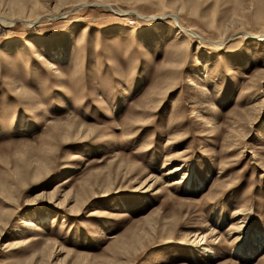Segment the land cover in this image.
Wrapping results in <instances>:
<instances>
[{"label": "rangeland", "instance_id": "374dc122", "mask_svg": "<svg viewBox=\"0 0 264 264\" xmlns=\"http://www.w3.org/2000/svg\"><path fill=\"white\" fill-rule=\"evenodd\" d=\"M0 14V264H264V0Z\"/></svg>", "mask_w": 264, "mask_h": 264}, {"label": "bare ground", "instance_id": "6f19581e", "mask_svg": "<svg viewBox=\"0 0 264 264\" xmlns=\"http://www.w3.org/2000/svg\"><path fill=\"white\" fill-rule=\"evenodd\" d=\"M98 3H100L99 1H97ZM97 2H96V4H97ZM92 4V3H91ZM260 7V6H259ZM128 11H131V12H133L134 10H127L126 12H124V13H127ZM136 14H138V15H140V16H142L138 11H134ZM123 13V12H122ZM45 14H52V13H45ZM64 14V13H63ZM63 14H60V15H63ZM54 15V14H53ZM56 15V14H55ZM59 14H57V16H58ZM170 16H172V18H173V20L175 21V23L179 26V31H177V34L178 33H188V34H192V32H193V30L192 29H190V28H188V27H186V26H184V25H182L181 23H180V21H179V17H178V15L176 14V13H174V12H172V13H170ZM36 18V17H35ZM22 19H24V18H22ZM38 21V19H36V20H26V23L27 24H29V25H31V24H33V23H35V22H37ZM0 23H2V24H5V25H12L13 23L15 24V18H10V17H7V16H5V15H2V14H0ZM263 27V26H262ZM264 30V29H263ZM264 33V31L263 32H261V33H259V34H255L254 36L255 37H260V35L261 34H263ZM193 34H195L194 32H193ZM192 34V35H193ZM181 46V45H180ZM178 47V46H177ZM37 54V53H36ZM50 66H52V67H55V64L52 62V63H50ZM191 82H193V81H191ZM194 83V82H193ZM177 97V96H176ZM177 101V100H176ZM174 103V102H173ZM196 115H195V118H201L200 117V114L199 113H197V112H194ZM250 151V150H249ZM183 168V166H178L176 169H182ZM263 170H264V164H263ZM181 181V179L180 180H174V181H172L171 182V185L172 184H175V183H177V182H180ZM239 214H241L242 216H241V222H244V218H246L245 216H244V212H239ZM22 225L23 226H30V227H32L33 225H35V220L34 219H31V217H26V218H23L22 219ZM205 233V232H204ZM111 237H114V235H111ZM198 248H200L201 250H203V251H205V252H211L212 251V249H210V247L208 246V243L207 242H203L202 244H200L199 243V245H198ZM251 251V250H250Z\"/></svg>", "mask_w": 264, "mask_h": 264}]
</instances>
